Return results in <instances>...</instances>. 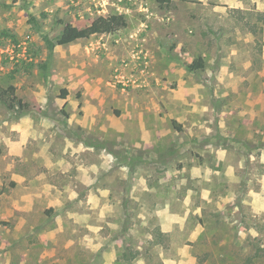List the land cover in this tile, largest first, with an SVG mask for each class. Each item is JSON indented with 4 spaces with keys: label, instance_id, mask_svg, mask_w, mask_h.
<instances>
[{
    "label": "rangeland",
    "instance_id": "obj_1",
    "mask_svg": "<svg viewBox=\"0 0 264 264\" xmlns=\"http://www.w3.org/2000/svg\"><path fill=\"white\" fill-rule=\"evenodd\" d=\"M258 2L0 0V264H264Z\"/></svg>",
    "mask_w": 264,
    "mask_h": 264
},
{
    "label": "trees",
    "instance_id": "obj_2",
    "mask_svg": "<svg viewBox=\"0 0 264 264\" xmlns=\"http://www.w3.org/2000/svg\"><path fill=\"white\" fill-rule=\"evenodd\" d=\"M63 24V29L56 37V44L67 45L79 39L90 38L95 34H111L118 32L128 26V20L123 13L113 12L109 14H101L95 17L90 23L83 27H79L70 22L59 20ZM205 67L203 56H197L188 64L191 71L202 70ZM67 95V90L63 89L62 97ZM0 102L8 109H16L24 107L26 104L17 94V87L14 84L2 85L0 83Z\"/></svg>",
    "mask_w": 264,
    "mask_h": 264
},
{
    "label": "crops",
    "instance_id": "obj_3",
    "mask_svg": "<svg viewBox=\"0 0 264 264\" xmlns=\"http://www.w3.org/2000/svg\"><path fill=\"white\" fill-rule=\"evenodd\" d=\"M257 7H258V9H260L261 11L264 12V0H259ZM261 39L264 41V37H262V38L258 37L257 38V37H254L253 35L249 34V40H251V41H255L256 40V42H257V40L260 41Z\"/></svg>",
    "mask_w": 264,
    "mask_h": 264
},
{
    "label": "built area",
    "instance_id": "obj_4",
    "mask_svg": "<svg viewBox=\"0 0 264 264\" xmlns=\"http://www.w3.org/2000/svg\"><path fill=\"white\" fill-rule=\"evenodd\" d=\"M1 48H2V47H1ZM1 48H0V50L3 51V48H2V49H1Z\"/></svg>",
    "mask_w": 264,
    "mask_h": 264
}]
</instances>
